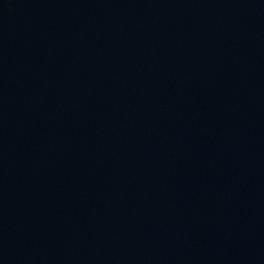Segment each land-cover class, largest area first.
Returning a JSON list of instances; mask_svg holds the SVG:
<instances>
[{
	"label": "water",
	"instance_id": "1",
	"mask_svg": "<svg viewBox=\"0 0 264 264\" xmlns=\"http://www.w3.org/2000/svg\"><path fill=\"white\" fill-rule=\"evenodd\" d=\"M0 264H264V0H0Z\"/></svg>",
	"mask_w": 264,
	"mask_h": 264
}]
</instances>
